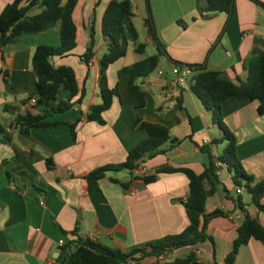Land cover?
I'll use <instances>...</instances> for the list:
<instances>
[{
  "label": "crops",
  "instance_id": "obj_1",
  "mask_svg": "<svg viewBox=\"0 0 264 264\" xmlns=\"http://www.w3.org/2000/svg\"><path fill=\"white\" fill-rule=\"evenodd\" d=\"M12 1L0 0V12ZM110 1L78 0L73 10L77 45L67 55L52 57L55 65L72 66L80 83L86 80L82 103L49 118L62 122L57 126L32 127L23 132L14 120L20 114L37 112L30 103V98L38 95L33 53L37 45L60 44V24L39 33L21 34L16 42L3 50L0 47V264H62L58 258L62 248L57 251L61 247L59 240L68 241L72 237L70 232L76 229L79 236L124 251L184 230L189 224L184 205L189 178L184 172H160L155 181L145 183L139 178L144 172L109 171L99 187L91 190L83 176L97 166L123 162L131 148L148 138V131L135 124L137 117L165 125L173 140L179 139L165 142L161 146L163 153L141 161L145 173H155L159 166L203 172L210 162V153L215 160L222 152L214 142L222 135H212L218 125L189 84L182 88L175 82L171 73L173 60L201 63L206 59L209 68L220 69L231 79H245L247 61L264 51V8L253 0H235L227 25V12L200 15L197 0H151L157 34L167 53L160 55L162 66L137 79L147 92L145 105L137 107L138 100L128 85L130 74L119 72L158 51L143 23L147 15L145 0H131L139 38L143 36V43L146 47L151 45L154 53L147 54L146 47L144 53L136 51L139 38L129 42L126 54L107 69L109 85L118 83L120 94L103 112L105 123L87 121L85 115L90 105L103 100L98 84L99 59L107 50L102 19ZM41 10V4H37L30 14ZM137 14L141 28L136 23ZM92 34L96 54L89 65L80 56ZM160 69L166 74L159 73ZM258 105L257 100L237 97L223 102L224 120L236 136L237 155L255 181L264 178V113L258 111ZM79 117L82 119L73 141L69 124ZM203 145L209 147L210 153L201 149ZM217 174L230 189L233 172L220 164ZM241 196L247 211L264 225V212L255 205L250 207ZM261 202L264 203V197ZM215 208L228 212L212 219L208 226L215 238L216 260L225 264L245 211L233 196H225L222 186L207 199V211ZM233 214L235 219L230 217ZM191 251L205 264L214 263L211 241L184 246L174 253L181 256ZM156 261L155 257H147L138 264ZM234 264H264L263 242L251 238L243 244Z\"/></svg>",
  "mask_w": 264,
  "mask_h": 264
},
{
  "label": "trees",
  "instance_id": "obj_2",
  "mask_svg": "<svg viewBox=\"0 0 264 264\" xmlns=\"http://www.w3.org/2000/svg\"><path fill=\"white\" fill-rule=\"evenodd\" d=\"M77 1L13 0L0 12L1 50L6 45L16 42L21 34L39 33L60 24V44H40L34 50L32 63L38 89L34 106L37 112H28L25 115L16 116L14 123L23 132L29 131L32 127H54L61 124V121L49 118L54 114L70 110L76 104H81L85 97L86 80L80 83L72 66L55 65L52 62L53 56L67 55L77 45L76 25L73 20V10ZM253 1L264 8V2L260 0ZM37 4H41L42 10L39 13L30 14V10ZM145 5L147 15L144 17L143 23L158 52L124 66L119 72L130 74L128 85L132 95L138 100L137 107L145 105L147 96V92L137 83V79L153 73L159 66L160 55L167 53L157 34L151 0H145ZM234 8L235 0H197V10L200 15H210L216 11L227 12L229 18L226 25L229 23ZM134 15L131 0H111L104 11L102 30L104 35L107 36L108 42L107 50L99 59L98 77L103 100L101 103L90 105L85 115L87 121L105 123L103 112L111 107L113 97L120 94L118 83L113 87L109 85L107 69L112 62L126 54L130 41L137 42L139 33L133 23ZM226 25L219 34L217 41L210 48L209 53L217 45ZM145 47L146 43L139 42L135 49L140 53H144ZM95 54V38L94 34H92L87 49L80 57L84 62L89 63ZM173 61L180 66L193 67V74L188 80L189 87L201 100L204 107L211 111L213 122L218 125L222 132V136L214 139V142L226 141V145L218 156V160L223 162L233 172L232 178L235 185L243 186L242 182H245V187L251 193L254 205L264 212V203L261 202L264 197V178L255 181L254 176L245 170L237 155L236 136L225 122L223 115V102L229 97L257 100L259 102L258 111L264 113V51L251 56L247 61L245 79L240 77L231 79L224 71L209 68L206 59L201 63ZM81 119L79 117L76 122L69 124L73 141L77 138L76 129ZM135 124L148 131V138L131 148L123 162L106 163L84 174L83 178L87 182V189L98 188L100 180L109 171L129 170L132 173L139 167L141 161L163 153L165 150L161 146L165 142L169 140H172V142L179 141V139L173 140L169 128L163 124L143 121L138 117ZM201 149L210 153L207 145H203ZM215 161L216 159L214 160L210 153V162L201 173H197L190 168L175 169L168 166H159L156 168L155 173H143L139 176L145 183H150L156 180L157 173L160 172L180 170L187 175L189 178V190L184 205L189 217V224L181 232L167 234L143 246L124 251L89 237L79 236L76 229L70 232L72 235L71 239L61 246L62 251L58 256L59 260L62 264H126L129 262L138 264L144 258L157 257L165 252L172 253L178 248L209 240L213 245V264H218L215 238L208 232V226L212 219L226 216L228 212L222 208L207 211V199L220 186H222L226 197L232 198V196H230L229 189L221 183L216 173ZM47 167H51L50 159H47ZM234 200L239 208L245 211V217L237 228V236L233 241L231 250L224 259L225 264H234L240 247L248 243L251 238L259 239L264 244V225L258 217L251 215L247 211L242 202L241 194ZM152 264H205V262L200 260L196 252L191 251L187 254L175 255L164 260L157 259Z\"/></svg>",
  "mask_w": 264,
  "mask_h": 264
},
{
  "label": "built area",
  "instance_id": "obj_3",
  "mask_svg": "<svg viewBox=\"0 0 264 264\" xmlns=\"http://www.w3.org/2000/svg\"><path fill=\"white\" fill-rule=\"evenodd\" d=\"M91 64H92V61L90 60L89 61V65H91ZM193 71H194L193 67H190V66H187V65L180 66L178 64H174L172 66V69H171V73L175 76V82L182 88L188 87V84H189L188 80H189L190 76L193 74ZM159 73L166 74V71L160 69ZM30 103L32 105H35L36 104V97L30 98ZM220 164H224V163L219 161L218 159H216V161H215L216 173H217V170L219 169V165ZM140 166H141V164L139 165V167L136 170L145 173L146 172V168L144 166H141V167ZM239 187H240V189H238V191L243 190V189H241L242 188L241 186H239ZM230 217L232 219H235L234 214L231 215ZM65 244H66V240L65 239H60L59 240V245L60 246H63ZM173 256H175L174 252H172V253L165 252V253H163V254L155 257V258L156 259H160V260H164V259H166L168 257H173Z\"/></svg>",
  "mask_w": 264,
  "mask_h": 264
},
{
  "label": "rangeland",
  "instance_id": "obj_4",
  "mask_svg": "<svg viewBox=\"0 0 264 264\" xmlns=\"http://www.w3.org/2000/svg\"><path fill=\"white\" fill-rule=\"evenodd\" d=\"M136 23L138 24L137 26L139 28H141L142 26V23L140 22V18H139V15L137 14L136 15ZM145 41V38L143 36H140L138 42H144ZM133 45V42L131 43V46ZM146 51H147V54H151V53H154V48L151 46V45H147L146 47ZM159 66H162L161 64H159ZM158 66V68H159ZM157 68V69H158ZM156 69V70H157ZM216 129H214L215 133L212 132V135H217L219 136L220 134L222 135V132L220 131L219 133V127H215ZM224 142L226 143V141H222V142H218V146H219V149L222 150L224 148ZM243 184V187L245 188V182L243 181L242 182ZM244 188H241V189H244ZM238 189H240L239 186L235 185L234 183H232V186L230 187V192L232 194V196L237 199L238 198V195L241 193L245 199V201L248 202V204L250 205V207H253L254 206V203L252 201V196H251V193L245 188V190H240L238 191Z\"/></svg>",
  "mask_w": 264,
  "mask_h": 264
},
{
  "label": "water",
  "instance_id": "obj_5",
  "mask_svg": "<svg viewBox=\"0 0 264 264\" xmlns=\"http://www.w3.org/2000/svg\"><path fill=\"white\" fill-rule=\"evenodd\" d=\"M57 251L60 252V251H61V247H59V248L57 249Z\"/></svg>",
  "mask_w": 264,
  "mask_h": 264
}]
</instances>
